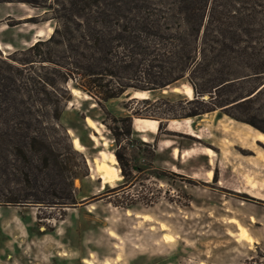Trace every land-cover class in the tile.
Instances as JSON below:
<instances>
[{"label":"trees","instance_id":"obj_1","mask_svg":"<svg viewBox=\"0 0 264 264\" xmlns=\"http://www.w3.org/2000/svg\"><path fill=\"white\" fill-rule=\"evenodd\" d=\"M5 3L50 14L45 21L53 24L48 38L1 62L0 205H75L73 181L88 176V167L60 124L72 90L109 115L104 105L112 100L158 103L133 97L189 86L190 100L182 92L169 95L191 108L176 115L170 106L164 123L219 111L264 134L254 120L232 113L251 109L264 90V0H0ZM248 81L254 86L237 88ZM134 118L158 121V131L165 126L131 109L118 120L127 123L122 134H132Z\"/></svg>","mask_w":264,"mask_h":264},{"label":"rangeland","instance_id":"obj_2","mask_svg":"<svg viewBox=\"0 0 264 264\" xmlns=\"http://www.w3.org/2000/svg\"><path fill=\"white\" fill-rule=\"evenodd\" d=\"M49 17L24 4H0V42L14 46L0 50V66L33 45L37 32L41 39L48 38L53 24L45 21ZM254 84L243 82L237 88L247 90ZM186 87L146 94L158 103L112 100L104 105L109 115L87 95L71 91L60 124L71 139H79L82 150H74L84 156L88 176L73 181L76 203L71 207L0 205V264H264V200L250 194L264 196V162L260 163L264 145L232 148L230 136L219 129L201 133L203 141L186 135L184 129L166 131L163 119L170 106H175L176 115L191 108L169 95L183 92L190 100ZM131 109L162 119L165 126L156 135H147V143L133 131L126 136L122 132L127 123L118 120ZM232 113L264 129V90L251 109L243 106ZM86 118L95 125L88 121L90 128ZM114 134H119L117 139ZM159 137L180 150L192 145L198 149L170 165L168 154L156 155ZM206 148L214 153L213 165L200 155ZM74 160L79 165L78 157ZM93 162L117 166L118 179L105 180L95 171L98 180L90 171ZM209 170L211 180L206 177ZM247 190L248 194L237 192ZM234 221L245 228L252 243L239 238ZM166 235L171 239L165 240Z\"/></svg>","mask_w":264,"mask_h":264},{"label":"crops","instance_id":"obj_3","mask_svg":"<svg viewBox=\"0 0 264 264\" xmlns=\"http://www.w3.org/2000/svg\"><path fill=\"white\" fill-rule=\"evenodd\" d=\"M7 16V15H5ZM6 18V17H5ZM1 20V19H0ZM49 34L52 33V30L49 29ZM36 39L32 41V44H34L38 38L42 37L41 32H37L35 34ZM14 46L11 43L8 42H0V50L3 48L5 50L12 49ZM145 93V92H143ZM183 93V92H182ZM147 94V93H146ZM134 98V97H133ZM214 117V121H209L207 120V117ZM86 124L90 127L88 124V121H91L94 123L92 120L89 118H86ZM211 122V124H210ZM224 123V125L222 124ZM158 121L153 120V119H146V118H134L132 121V129L133 133L138 134L141 136V140L144 143H147L146 136L147 135H156L158 133ZM95 125V123H94ZM91 128V127H90ZM93 129V128H92ZM185 130V134L194 137L195 139L199 141H203V137H201V133L206 132L208 129H219L220 133L225 134V136H230L228 140L232 141V148H234L237 145H243L246 147L254 148L256 147L257 144H262L264 145V134L257 131L256 129L252 128L251 126L235 121L222 113L215 111L211 112L193 119H184L181 121L177 120H169L166 124V131L168 132H180L181 130ZM193 133H192V132ZM94 139V137H92ZM77 140L80 148L78 149L79 151L82 150V146L80 144V141L77 137H73L72 144L74 143V140ZM173 141L167 139V138H161L159 137L156 140V143L154 145L156 155L158 154H168L169 155V161L170 165H172V162L176 159H182L185 158L187 155L190 153L193 154L194 151L198 149L196 146H190L187 147L186 149H178L177 147L173 146ZM242 143V144H241ZM74 147V144H73ZM74 149L77 150V148L74 147ZM77 150V151H78ZM168 152V153H167ZM101 153V152H100ZM99 153V155H100ZM112 154V153H109ZM201 156H206L209 158V165H213V157L214 153L212 152L211 149L206 148L204 149L203 152L200 153ZM95 162V161H94ZM93 162V168H90L91 172H95V164ZM264 162V153L260 152V163L262 164ZM116 168H118L116 166ZM97 175V174H96ZM208 180H211L213 177V172L209 170L206 175ZM98 180L99 176L97 175ZM101 181V180H100ZM253 189V188H251ZM100 190H102V182H101V187ZM250 190V189H249ZM241 193H246L248 194V190L246 192L243 191H237ZM252 192V191H251ZM250 194H252V197H255L256 199H261L264 200V196L260 194H256L254 191ZM254 195V196H253Z\"/></svg>","mask_w":264,"mask_h":264},{"label":"bare ground","instance_id":"obj_4","mask_svg":"<svg viewBox=\"0 0 264 264\" xmlns=\"http://www.w3.org/2000/svg\"><path fill=\"white\" fill-rule=\"evenodd\" d=\"M175 91H178L177 89H175ZM72 92H78L77 90H72ZM186 94H187V97L189 99L192 98L193 96V92H192V89L187 86L186 87ZM134 97H136L137 99H144L146 98V93H136L134 95ZM74 147L77 148V150L80 148V145L78 143V141L75 139L74 140ZM79 151V150H78ZM113 164H115V161H112ZM95 171L99 174H101L103 176V178L106 180H111V179H118V170L116 168H110L108 166H106L105 164H100L99 166L96 165L95 166ZM105 183V181L102 182V184ZM145 218V217H144ZM150 218V217H149ZM251 221L253 222L254 219L251 218ZM234 224L235 226L237 227V230H238V236L241 240H243L244 242H247V243H252L253 242V239L248 235V233L246 232L245 228L243 226H241V224L238 223V221H234ZM161 230H165L164 228H160ZM111 237H113V235H111ZM116 237V236H115ZM166 238L165 240H170L171 237L166 235ZM240 241V240H239Z\"/></svg>","mask_w":264,"mask_h":264},{"label":"water","instance_id":"obj_5","mask_svg":"<svg viewBox=\"0 0 264 264\" xmlns=\"http://www.w3.org/2000/svg\"><path fill=\"white\" fill-rule=\"evenodd\" d=\"M204 99H205V97H204Z\"/></svg>","mask_w":264,"mask_h":264}]
</instances>
